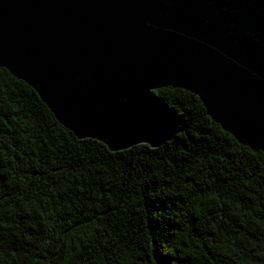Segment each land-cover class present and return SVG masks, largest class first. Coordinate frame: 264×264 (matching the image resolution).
I'll return each mask as SVG.
<instances>
[{
    "label": "trees",
    "instance_id": "obj_1",
    "mask_svg": "<svg viewBox=\"0 0 264 264\" xmlns=\"http://www.w3.org/2000/svg\"><path fill=\"white\" fill-rule=\"evenodd\" d=\"M152 97L182 131L113 151L0 67V264H264V153L192 92Z\"/></svg>",
    "mask_w": 264,
    "mask_h": 264
},
{
    "label": "water",
    "instance_id": "obj_2",
    "mask_svg": "<svg viewBox=\"0 0 264 264\" xmlns=\"http://www.w3.org/2000/svg\"><path fill=\"white\" fill-rule=\"evenodd\" d=\"M0 67L113 151L182 131L152 97L171 86L264 153V0H0Z\"/></svg>",
    "mask_w": 264,
    "mask_h": 264
}]
</instances>
